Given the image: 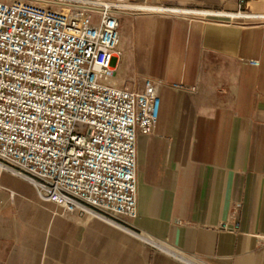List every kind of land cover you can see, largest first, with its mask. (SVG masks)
Masks as SVG:
<instances>
[{
    "label": "crops",
    "instance_id": "0c3cea01",
    "mask_svg": "<svg viewBox=\"0 0 264 264\" xmlns=\"http://www.w3.org/2000/svg\"><path fill=\"white\" fill-rule=\"evenodd\" d=\"M244 5L264 11V0ZM121 24L120 73L155 79L161 94L155 130L137 138L141 233L45 201L0 167V262L193 264L178 252L198 264H264V24Z\"/></svg>",
    "mask_w": 264,
    "mask_h": 264
},
{
    "label": "built area",
    "instance_id": "2783aa9c",
    "mask_svg": "<svg viewBox=\"0 0 264 264\" xmlns=\"http://www.w3.org/2000/svg\"><path fill=\"white\" fill-rule=\"evenodd\" d=\"M123 13L263 25L264 11L0 0V167L45 201L138 234L137 138L155 130L161 94L149 76L118 77Z\"/></svg>",
    "mask_w": 264,
    "mask_h": 264
},
{
    "label": "rangeland",
    "instance_id": "374dc122",
    "mask_svg": "<svg viewBox=\"0 0 264 264\" xmlns=\"http://www.w3.org/2000/svg\"><path fill=\"white\" fill-rule=\"evenodd\" d=\"M116 1L131 2V3L146 2V1H134V0H116ZM149 3H152V4L165 3V4H172V5H187V6H190V7H206V8H209V7L213 8L214 7V8L227 9V10H236V9H239L242 6V8L245 9L244 2L241 3V0H240V3L238 4V6L235 9H228V8L223 7L222 5H211V6L197 5V4L194 3V0H165V1H160V2H149ZM248 10H250V9H248ZM159 15H164V14H154V15H150V16H159ZM129 17L130 18H135L136 16H132L130 14L123 13L122 20H124V18H129ZM118 55H119V58L115 59L114 64L117 67V70L119 72L118 77H119V79L121 81L124 78V76L120 73V70H119L120 64L122 63L120 61V57L122 55H120V54H118Z\"/></svg>",
    "mask_w": 264,
    "mask_h": 264
},
{
    "label": "bare ground",
    "instance_id": "6f19581e",
    "mask_svg": "<svg viewBox=\"0 0 264 264\" xmlns=\"http://www.w3.org/2000/svg\"><path fill=\"white\" fill-rule=\"evenodd\" d=\"M157 246H158V248L160 249V250H165V249H167L162 243H157Z\"/></svg>",
    "mask_w": 264,
    "mask_h": 264
}]
</instances>
